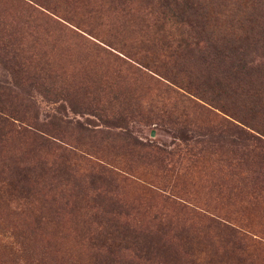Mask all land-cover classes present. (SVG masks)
<instances>
[{"label": "rangeland", "instance_id": "374dc122", "mask_svg": "<svg viewBox=\"0 0 264 264\" xmlns=\"http://www.w3.org/2000/svg\"><path fill=\"white\" fill-rule=\"evenodd\" d=\"M211 2L0 0V264H264V105Z\"/></svg>", "mask_w": 264, "mask_h": 264}, {"label": "trees", "instance_id": "16d2710c", "mask_svg": "<svg viewBox=\"0 0 264 264\" xmlns=\"http://www.w3.org/2000/svg\"><path fill=\"white\" fill-rule=\"evenodd\" d=\"M195 3L199 5V0H195ZM211 4L219 10L214 12L213 21L216 23L210 28L209 37L205 35L211 48L208 63H223L226 70L224 73H217L218 78L233 81L243 78L246 90L257 91L264 105V0H213ZM193 10L192 20L195 25L204 27L208 19L199 12L200 8ZM177 18L179 24L186 19V24L189 25L186 10ZM219 20L224 25L217 24ZM222 28L224 32H216ZM241 89L243 90L242 86ZM0 122L5 120L0 117Z\"/></svg>", "mask_w": 264, "mask_h": 264}]
</instances>
